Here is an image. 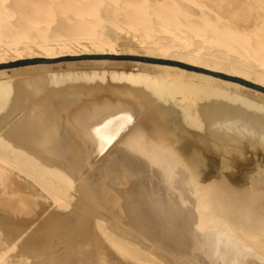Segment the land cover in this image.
<instances>
[{"label": "bare ground", "instance_id": "obj_1", "mask_svg": "<svg viewBox=\"0 0 264 264\" xmlns=\"http://www.w3.org/2000/svg\"><path fill=\"white\" fill-rule=\"evenodd\" d=\"M119 56L145 57L160 61L166 59L172 62L165 63L163 61V63L139 59H119ZM65 58L73 59L63 60ZM40 60L49 62H39ZM105 60H130V63L136 66L151 69L154 74L164 81L167 89L178 87L190 91L195 88L201 89V87L218 86L226 88L233 85L229 81L237 82L206 72L190 70L187 67L236 77L264 88V0H0V79L8 78L11 73L19 70L18 67L20 66H24L22 70L26 72L40 73L46 70L61 68L64 70L66 66L69 68L68 65L72 63H81L80 65L82 66L83 63L96 64ZM21 61H34V63L13 67L7 66ZM85 64L83 66H88V64ZM73 67L75 68L76 66L73 65L70 68ZM93 80L95 78L91 76L78 78L72 84L70 90L81 89L79 87L83 88V86L88 84L92 85L90 83ZM100 83L105 86L102 87L96 83V90L93 92L95 97L100 95L101 91L107 90L110 87L113 88V86H116L120 90H117L118 92H110L109 97H106L107 100L101 104L100 110H97L93 115L99 117V119H105L109 115L121 119L123 114H128V109L131 113L136 112V109H133L132 104L126 99L129 98L128 95L130 93L125 89L126 86L122 80L101 77ZM237 83L242 84L240 82ZM242 85L247 86L245 84ZM171 91H173V94L177 92L176 90ZM81 94L80 91H76V99ZM63 105L65 107V103L62 104V107ZM125 105L129 107L124 108ZM160 108L149 111L150 113L146 116V121H149V117L151 116H158L159 118L153 121V123L146 121L140 123L144 126L123 147H127L129 151H134L133 153L137 155L143 154L146 157V163L149 164L147 167L152 170H155L153 164L156 167L166 164L168 166H166L167 171L175 174L176 177L178 176V180H182L179 177L182 173L188 174L187 170L193 171L192 173L197 175L198 179L204 177V174L213 176L214 179L216 178L215 176H220L215 180L221 187L227 188V191L229 190L228 196L224 197L226 199H232L231 196L237 197L242 192L250 195L249 199L241 205L242 213L234 212L238 213L234 219L222 214L218 222L213 223L212 228L209 230L210 238L214 239L215 236H219L216 241L224 250L227 245H232L236 242V232L240 226L242 227V220L245 221L249 218V220L257 222L258 219L264 217V190H249V188H245V185H247L245 181L248 180V175L250 177L253 175H251V171L257 168V163L249 161V164H240L238 160L237 163L233 162L235 159L231 160L230 167L233 168L235 177L232 181H228L230 184L226 185V181L223 178L225 176L220 171L221 168L227 166V161L223 163L216 154L211 153L203 157L202 154L207 145H202V140L197 135L190 133L186 125L182 126L184 123L180 119L172 114V117L169 118L170 113L168 114L167 111H162ZM84 113L86 120L95 117H90V113L86 111ZM191 120L189 119V122ZM104 124L103 121H100L94 127L97 130H103L101 128ZM124 124L117 127L118 131H120ZM84 135L80 136V139H83ZM104 137L103 135L102 138ZM57 138L59 142L57 140V142L53 143V146L59 148L61 152L66 149L69 150L70 144L65 139L66 137L57 135ZM85 138L86 142H89L91 139L87 136ZM165 140L171 142V144L164 146L163 141ZM144 143L150 146L147 148V151H141V147H139L143 146ZM10 144L16 146L14 142L5 141L0 135V264H104L94 256L95 251L92 248L88 250L89 254H93L89 258L76 250L72 253V246L74 245L68 242L70 240L69 236L72 234L74 239H78L81 237L82 231L87 228L85 226L87 225L88 217L81 215L80 211L75 215V224H77V227H74L75 231L68 230L61 222H56L57 224L51 223V225L44 223L47 226L41 227V229L30 230L33 226L32 223L36 220V218L33 219V212H35L33 211V206L35 208L37 206L38 208V205H36V201L33 202L20 194L21 192L17 189L19 185L14 178L19 176L21 169L24 172L26 170L28 173L31 169L28 171L27 167L31 163H28L30 160L26 159L25 156L16 154L19 151L15 152L11 150V152L10 149L13 148L9 149ZM151 147H154L153 151ZM16 156L22 160V162L20 161L21 163L26 162L28 166L24 167L26 166L25 164H23L24 166L20 165L16 161L17 159H15ZM38 162L41 161L39 160ZM32 164L35 163L32 162ZM32 168L34 169V167ZM56 170L58 171V169ZM145 170L146 167L142 171L145 172ZM38 171L39 175L37 174V176H34L36 174L34 171L30 174L34 173L32 175L34 177L30 178L27 182L30 186L34 184L33 188L41 189V196L44 195L43 193L49 194V202L52 204L58 203L60 199L69 200V197H65L67 196L65 192L68 189L64 190L62 183L60 184L59 180L57 179L58 181H56V178L52 176L53 173L48 175L49 180L44 179V181H39L42 176L40 175V171L42 174L43 171L42 169ZM156 171L158 175L161 173L160 169ZM157 172H154V177ZM44 174L47 176L46 173ZM21 176L23 175L20 174V178ZM250 179L249 183H253L252 185H263L264 183L262 177ZM185 181L188 180L185 179ZM87 185L84 188L94 200L93 202H99L98 196H93L94 192L90 191L89 187L91 183ZM223 188L221 191L224 195L227 191H224ZM131 191L133 190L131 189ZM37 192L40 194L39 191ZM68 194L70 195V193ZM145 194L146 191L141 189H137L135 192L136 203L133 207L134 210L129 228L161 246L170 256H176L178 252H187L188 248L186 245L181 242L177 243L176 239L168 236L164 229L167 223L164 219L165 217L172 219L174 223H180V220L176 221L173 219L172 214L175 217L176 213L181 212L182 207L180 208L179 206L177 209H171L170 206L165 209V205L163 204L166 201H162L160 212L162 218L159 221L157 219L153 221L152 217L149 218V213H143L141 210ZM187 199L188 197L184 198L186 202ZM60 201L62 202V200ZM61 202H59L60 205ZM67 203L69 201L65 202L66 205L63 204V206H67ZM91 209L87 210V212L90 213ZM139 211L142 213H139ZM231 211L232 209L226 212ZM148 212H153L151 207L150 210L148 209ZM31 218L34 221H31ZM22 221L30 222H28L25 228ZM153 222H157L160 226L154 225ZM260 222L264 224V220ZM157 228H159V231ZM96 231L99 232L98 228ZM157 231L161 233V236H159L160 234L158 235ZM259 233L264 234V227L261 228ZM58 234L64 240L65 244L60 242L64 246L61 245L58 252H56L58 255L53 254L54 256L51 260L44 259V256L49 257V251L52 248L58 246L55 245L56 243H52V239L56 238ZM125 238H114L112 235L110 246L114 250L116 249V252L120 250L124 255V259L128 262L145 264L143 261L150 258L151 262L154 260L160 264L161 262H158L160 259L163 263V258L155 259V257L159 256L155 251L156 254L152 252L151 255V251L148 252V250V253H144L146 249L144 250L141 245L136 244L138 241L134 244L129 238ZM212 243L214 242L210 244ZM137 245L141 246L144 251H141L142 249ZM238 247H241V244ZM203 248L205 249L203 250L202 247L199 249L198 255L200 260L204 257H210L209 247L203 246ZM224 251L221 250L212 260L217 261V264L218 259H224L225 262L223 264H239L236 254L234 258L229 257L230 260H228L225 256V253L228 254V252ZM142 257L145 259L143 260ZM140 258L142 263L139 261ZM153 264L155 263L153 262Z\"/></svg>", "mask_w": 264, "mask_h": 264}, {"label": "rangeland", "instance_id": "obj_2", "mask_svg": "<svg viewBox=\"0 0 264 264\" xmlns=\"http://www.w3.org/2000/svg\"><path fill=\"white\" fill-rule=\"evenodd\" d=\"M163 61L165 63L172 62L166 59H163ZM75 64H73L76 66L75 68H70L73 65L69 64V68L66 66L67 69L64 68V70L61 68L62 70H46L40 73L26 72L22 70L24 66H20L18 67L19 70L11 73L8 78L0 79V135L5 141L14 142V145L17 146L15 148L16 146H13V144L8 145L9 149L13 148L10 151H19L16 154L25 156L26 159L30 160L28 163L33 165L28 166L26 162L21 163L22 160L19 157L16 156L15 158L20 165L25 164L24 167L28 166V171L29 169L32 170L28 174L25 168V176V172L21 169L19 173L23 176L20 178L19 174L14 178L19 185L17 189L21 192L20 194L33 202L36 201V205H38V208L33 206V211H35L33 212V219L36 218V220L32 223L33 226L31 224L30 230L41 229V227L51 225V223L61 222L68 230L75 231L74 227H77L75 215L80 211L81 215L88 217L85 226L87 228L82 231L83 233L78 239H74L72 234L69 236L70 240L68 242L74 245L72 246V253L76 250L89 258L93 256L88 252L92 248L95 251L94 256L104 264H133L124 259V255L120 250L116 252V249L114 250L110 246L112 235L114 238H129L134 244L138 241L136 244L141 245L144 250L146 249L144 251L141 246L137 245L142 249H140L141 251H144V253L151 251L150 255L152 252L153 254L158 253L161 257L158 256L155 259L163 258L165 260L162 259L163 263L167 262L168 264H217V261L212 259L221 250L228 252V254L225 253L228 260H230L229 257L234 258L236 254L239 264H264V234L259 233L261 228L264 227V224L260 222L264 220V217L258 219L257 222L251 221L249 218L245 221L242 220V227L240 226L236 232V242L227 245L224 250L216 241L219 236H215L214 239L210 238L209 230L212 228L213 223L218 222L222 214L234 219L239 212L242 213L241 205L249 199L250 195L248 193L242 192L237 197L231 196L232 199H226L224 197L228 196L229 190L227 191V188L221 187L215 180L220 176H215L214 179L213 176L204 174V177L198 179L197 175L192 173L193 171L187 170L188 174L182 173V175H179L182 180H178V176L176 177L175 174L167 171L168 166L166 164L157 167L153 164L155 170H152L147 167L149 164L146 163L147 160H145L146 157L143 154L137 155L133 153L134 151H129L127 147H123L144 126L140 123L146 121L149 111L161 107L162 111L170 113L169 118L172 115L176 116L184 123L182 126L186 125L190 133L197 135L202 140V145H207L204 148L203 157L211 153L216 154L221 162L225 163L227 161L228 167L225 166L220 171L225 176L223 178L226 185L230 184L228 181H232L235 177L233 168L230 167L231 160L235 159L234 163H237V160L240 164H249V161L257 163V166L255 165L257 168L251 171V175H253L251 177L248 175V180L245 181L247 184L245 188L264 190V183L263 185L260 184L261 187H259V184L252 185L253 183H249L250 178L262 177V180H264V93L232 81L229 82L233 85L226 88L213 86L201 87V89L195 88L190 91L178 87L167 89L164 81L154 74L151 69L136 66L130 63V60H105L96 64L87 63L88 66H83L85 63L82 66L81 63ZM83 76L94 77L95 80L90 83L92 85L87 83L88 85L83 86V88L79 87L81 89L70 90L76 79L83 78ZM101 77L122 80L126 86L125 89L130 93L129 98L126 99L132 104L133 109H136V112L131 113L128 109V114H123L121 119L119 117L114 118L111 115L105 119H99V117L93 115L97 110H100L101 104L107 100L106 97H109L110 92L120 90L113 86V88L110 87L111 89L101 91L102 93L95 97L93 92L96 90V83L101 85ZM101 86L104 87L105 85ZM171 90L177 92L173 94ZM76 91L82 93L77 99L75 97ZM63 103H65L64 108L62 107ZM127 107L129 106H124V108ZM94 109L96 111L93 112ZM84 111L90 113V117H95L86 120ZM123 118L124 120H122ZM158 118V116H151L149 121L146 122L153 123ZM189 119L193 120L189 122ZM100 121L105 123L101 128L103 130H97L94 127ZM121 122L125 124L118 131L117 127L122 125ZM57 135L66 137L65 139L70 144L69 150L66 149L61 152L59 148L53 146V143L57 140L59 142ZM83 135V139H80V136ZM103 135L104 138H102ZM86 136L91 138L89 142H86ZM170 144L171 142L167 140L163 141L164 146ZM139 147H141V151H147L150 146L144 143L143 146ZM151 150L153 151L154 147H151ZM22 152H26V155ZM30 154L32 155L30 156ZM39 160L41 162H38ZM31 161L35 164H32ZM145 167L146 170L143 172L142 170ZM41 169L43 174L40 171L42 176H38L41 178L39 181L49 180L48 175L53 173L52 176L56 178V181L59 180L60 184L62 183L64 190L68 189L65 192L67 193L65 197H69V200L60 199L62 202L58 200V203L55 202L54 205L49 202V194L43 193V196H45L43 197L41 196V189L33 188L34 184L30 186L27 183L30 178L39 175L38 170ZM159 169L161 173L158 175L156 170ZM33 171L36 173H33L34 176H32L33 174L30 175ZM60 171L62 174L59 173ZM154 172H157L155 177ZM68 177H70V181L72 179L71 182ZM185 179L188 181H185ZM88 182L91 183L89 188L90 191L94 192L93 196H98V204L93 202L94 200L84 188L85 185L88 186ZM222 188L227 191L224 195L221 191ZM34 189L36 190L34 191ZM134 189L146 191L141 210L143 213H149V218L152 217L153 221L155 219L161 220V205L164 201H166L163 204L165 209L170 206L171 209L182 207L181 212L176 213L177 216L175 214L174 217L172 214L173 219L180 220V223H174L172 219L165 217L167 223L164 229L165 233L172 239H176L177 243H184L188 248L187 252H178L176 256H170L161 246L129 228L133 207L136 203V190L134 192ZM186 194H188L187 202L184 200V198H187L185 197ZM140 199L142 200V198ZM63 200L65 202L69 201L70 205L67 203V206H63V204L66 205ZM59 202H61V205ZM150 207L153 210L152 213L148 212ZM90 208H92L91 212L88 213L87 210H90ZM231 209V212H226ZM142 212L139 211V213ZM33 219L31 218V221ZM28 222L22 221L24 227ZM153 224L159 225L157 222H153ZM97 228L99 232L96 231ZM157 229L159 231V228ZM158 235L161 236V233L158 232ZM52 240L54 241L52 243H56L55 245L58 246L52 248L49 251V257L44 256V259L51 260L53 254L58 255L56 252H58L61 245L64 246L65 244L59 234ZM211 242L214 243L210 244ZM239 244H241V247H238ZM203 246L209 247L210 257H204L200 260L198 253L201 247L203 250L205 249ZM139 256L141 257V255ZM139 261H141V258ZM153 262L158 264L154 260L151 262L150 258L143 261L145 264H153ZM158 262L162 263L160 259ZM223 262H225L224 259H218V264H223Z\"/></svg>", "mask_w": 264, "mask_h": 264}, {"label": "water", "instance_id": "obj_3", "mask_svg": "<svg viewBox=\"0 0 264 264\" xmlns=\"http://www.w3.org/2000/svg\"><path fill=\"white\" fill-rule=\"evenodd\" d=\"M123 58H125V59H135V60L139 59V60H142V61H150V62H162L160 60L151 59V58H145V57L141 58V57H132V56H122V57L119 56V59H123ZM72 59L73 58H65L63 60H72ZM39 62H45V63L47 62L48 63L49 61H46V60L45 61H41L40 60ZM29 63L32 64V63H34V61L15 62V63L9 64L8 66L9 67H13V66H20V65H25V64H29ZM1 67H6V66H1ZM187 68L190 69V70H196V71L206 72L208 74H212L214 76H218V77H221V78H224V79L237 81V82H240L242 84H245V85H247L249 87H252V88H254L256 90L262 91L264 93V88H262V87H260L258 85L249 83L247 81L240 80L239 78H236V77H232V76H228V75H224V74L216 73V72H209V71L202 70V69H199V68H193V67H187Z\"/></svg>", "mask_w": 264, "mask_h": 264}]
</instances>
